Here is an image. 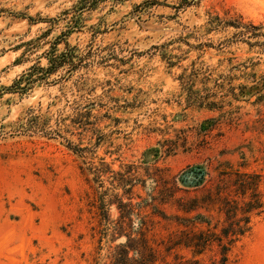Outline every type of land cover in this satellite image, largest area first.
Returning a JSON list of instances; mask_svg holds the SVG:
<instances>
[{
  "label": "rangeland",
  "instance_id": "1",
  "mask_svg": "<svg viewBox=\"0 0 264 264\" xmlns=\"http://www.w3.org/2000/svg\"><path fill=\"white\" fill-rule=\"evenodd\" d=\"M76 1L0 0V264H113L123 244L144 252V237L154 264H189L190 250L166 246L182 230L204 229L188 221L198 214L221 227V215L201 208L218 186L230 192L221 172L264 175V36L209 31L207 23L211 15L241 17L264 33V0H200L186 9L173 7L180 0H108L68 36L80 50L91 47L74 75H52L24 93L4 89L38 60L46 65L39 57ZM81 81L95 101L92 131L71 122L77 107L85 110ZM191 88L217 106L192 101ZM40 113L52 128L63 116L64 136L88 150L16 131ZM250 226L232 248L234 264H264V213ZM217 249L196 259L209 264Z\"/></svg>",
  "mask_w": 264,
  "mask_h": 264
},
{
  "label": "trees",
  "instance_id": "2",
  "mask_svg": "<svg viewBox=\"0 0 264 264\" xmlns=\"http://www.w3.org/2000/svg\"><path fill=\"white\" fill-rule=\"evenodd\" d=\"M106 1L108 0H77L71 8L65 9L62 19L66 21V28L55 37L54 41L49 42L50 47L39 57H45L47 59L46 65H41L38 60L36 63L32 64L26 72L15 79L11 85L5 86L4 89L13 93H24L36 82H48L52 75H58L59 81L74 75V73L83 67L86 58L90 56L91 47L86 51L80 50L79 47L71 45L68 42V36L73 31L81 30L84 26V12L92 11ZM111 1L112 3H119L124 0ZM199 1L200 0H180L178 4L173 7L177 9H186L197 4ZM144 2L149 5H157L161 4L162 0H145ZM240 19L231 18L224 20L218 15H211L207 23L209 26L208 30L214 31L232 26L237 29L235 32L237 36H246L248 38L264 36V33L260 32V25L244 23ZM55 20L57 19L49 18L47 21L54 22ZM50 30L51 28L42 36H48L51 32ZM42 36L35 40H40ZM29 42L32 43L34 41L31 40ZM256 42L259 43L258 40L255 41V43ZM60 43H64L63 49L58 48ZM198 45L203 46L208 44L201 42ZM86 85L84 81L79 82V91L83 92L78 96L81 100L85 99V104L83 106L85 110H79L77 107V112L74 111L76 114L72 116L71 122L86 131H92L95 122L91 120V117L93 116L92 111L95 107V101L88 96L91 95L90 92L92 90L85 88ZM243 88H245V86ZM190 91L193 94L191 100L198 102L200 106H217V102L209 100V96L193 93L195 91H193L192 88ZM42 118V113L31 115L27 117L26 121L18 124L19 128L16 131H23V133L31 131L49 138L54 137L52 135L55 134L67 139L63 132H69V130L61 128V125L65 123V118L63 116H60L59 126L56 128H52L51 125H48L47 120H42ZM95 130L97 131V129ZM92 138L93 137H91V139ZM103 139L104 135L102 133L97 135L94 140V145H99ZM67 140L69 142L68 148L77 154L83 155V153L88 150L87 147H82L80 144H73L71 140ZM95 170L96 174L100 171H97V169ZM200 174L201 177H203L204 173L202 172ZM221 174L231 177L229 184L231 187L230 192L227 193L224 191L225 188L223 186H218L215 194L210 196L207 206H201V208L204 207L208 211L212 209L222 216L223 221L221 227L218 226V223L213 224L212 219L207 218L205 215L198 214L192 220L188 219V221L195 227L198 225H205L206 227L200 231L182 230L180 240L177 242L174 241L166 246L167 251H170L174 247H184L190 250L194 259H190L188 261L189 264H201L200 260L196 259V257L203 255L213 244H216L218 249L217 254L210 257L209 264H234L230 257L234 244L250 230L252 216L264 213V192L261 191V185L264 183L263 174L242 171L240 169L222 171ZM99 208L102 211L103 218L106 219V203L104 198L102 200L100 199ZM189 209L187 211H189ZM196 219L198 221H195ZM187 226L186 224L185 227ZM129 239L130 237H128L127 242ZM143 243L144 252L138 251L134 246L123 244L121 252H117V255L114 257L113 264H154L157 261L155 251L148 244L146 237H144ZM131 250H135L134 253L138 254V256H130L129 253Z\"/></svg>",
  "mask_w": 264,
  "mask_h": 264
}]
</instances>
